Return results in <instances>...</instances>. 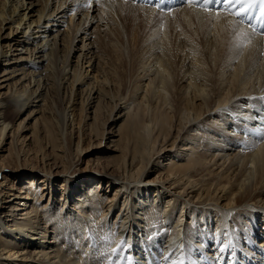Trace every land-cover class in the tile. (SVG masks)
Wrapping results in <instances>:
<instances>
[{"label": "bare ground", "instance_id": "1", "mask_svg": "<svg viewBox=\"0 0 264 264\" xmlns=\"http://www.w3.org/2000/svg\"><path fill=\"white\" fill-rule=\"evenodd\" d=\"M26 18L28 25L15 29L14 22L21 24ZM207 20L210 25L204 31ZM194 21L199 26L193 28ZM183 22L192 34L190 72L183 71L185 53L178 56L182 48L176 46L173 35L169 37L175 27L182 29ZM164 23L172 28L159 34L164 44L159 52L153 35L156 38ZM143 26L151 28L145 39L138 40ZM38 31L42 42L33 36ZM108 32L109 49L103 47ZM116 32L120 40L114 38ZM196 35L204 41L199 43ZM129 39L140 42L134 52L137 58L133 55L138 63H132L137 68H132L131 92L119 91L115 97L116 80L109 77L104 80L111 85V98L106 92L92 100V91H87L90 135L103 140L107 134L105 129L93 128L101 109L98 103L105 95L112 104V123L123 118L118 138L111 140V151L119 154L111 155L113 165L99 169L94 160L85 161L82 155L87 150L77 142L74 166L86 162L95 173L79 178L82 183L73 200L75 184L65 163L58 162L63 148L73 143V134L68 139L62 134L58 147L55 139L46 138L43 144L40 130L33 128L31 138L38 135L41 148L55 153L56 147L62 148L55 156L44 153L45 165L53 166L38 176L33 166L20 160L19 132L28 129L25 122L30 119L34 124L40 119L49 123L54 115L65 126L72 125L67 115L73 113L75 100L68 105L62 102L66 108L60 112L55 106L58 93L69 82L75 86L82 81L84 64L100 72L104 55L123 51ZM61 52L62 65L58 64ZM75 57L74 75L67 77L66 68ZM0 63L5 65L0 72V149L11 137L13 157L18 165L28 167L24 178L30 179L23 186L3 187L0 182V264L221 263L232 232L226 233L229 240H221L205 229L211 224L193 219L181 236L175 226L183 223V211L173 226V210L180 201L202 204L211 212L215 206L223 213L231 211L225 213L229 220L216 219L217 212L199 213V219L215 218L217 226L211 229L217 234L221 228L225 232L226 225L236 228L242 235L233 236L235 245L242 248L241 260V255L250 254L255 264L264 259V35L234 14L187 6L165 13L125 0H0ZM26 111L18 126L10 120V115ZM234 125L246 133L229 134ZM165 154L169 157L161 159ZM153 165L158 169L153 170ZM153 172L158 175L146 180ZM163 187L169 191L167 203L177 201L171 208L163 206Z\"/></svg>", "mask_w": 264, "mask_h": 264}, {"label": "rangeland", "instance_id": "2", "mask_svg": "<svg viewBox=\"0 0 264 264\" xmlns=\"http://www.w3.org/2000/svg\"><path fill=\"white\" fill-rule=\"evenodd\" d=\"M95 4H96V2L93 1L92 6ZM85 8H86V4H85ZM16 14H17V12L14 15L16 17V18H14V20L17 22L19 16H17ZM108 17L111 19V15H108ZM28 22H30V20L28 18H26L21 24H17L14 22L13 26H16V28L14 27L15 29H17V28L18 29H24L28 25L27 24ZM207 24L210 25V22L208 20L205 24L204 31L206 30ZM167 25L165 24V26L163 25L162 27H160L161 32L160 31H159V33L157 32L158 35L156 34L157 35L156 38L154 37L155 35H153V40L155 39L154 41L157 42L156 43L157 45H155V48L156 49L158 48L157 50L159 52L164 50V44L161 43V41H160L161 39L159 40V34H162L163 31L169 32V29L172 28L169 25L168 26ZM181 25H182V29L179 26L175 27L173 29V31H170L169 37L171 38V35H173L172 38H174L173 41L175 42L176 46L180 45V48H182L180 50L181 52L180 51L178 52V56L181 54L182 55L181 57H183V54L185 53L184 54L185 55L184 56L185 57V60H184L185 65H184L183 71L186 70L187 72L188 71L190 72V70L192 69V68H190L192 65V55L190 53H188V51H189L188 49L190 47V44H192V40L189 37L192 34L188 32L186 24L184 22ZM196 26H199V25L196 21H194L192 27L195 28ZM33 27H34V25H32V27L28 30V32L31 31L33 29ZM168 27H169V29H168ZM139 28L142 30V32H140V35L142 37L140 36V38H138V40H140L141 38L145 39V37L148 34L151 26H149V27L143 26V27H139ZM155 28H157V27H155ZM164 28H165V30H164ZM166 29H168V30H166ZM35 30H38V28H35L33 31H35ZM7 31H8V29H7ZM117 32H118V30H117ZM117 32L115 33L116 36H114V38L118 37V39H119V35H117L118 34ZM33 36H37L36 39L40 40L41 39V37H40L41 32L38 31ZM196 39L198 40L199 43H202V41H204L203 37L201 38L200 36H197V35H196ZM129 40L130 41L127 43L128 46H126L123 51L122 50L109 51L104 55L103 59L106 62L102 63L100 72L94 71V69L92 70V68L88 66L89 63H86V64H84L85 74L81 79L82 81H79L80 83H76L75 86L69 82L67 85H65V87L67 89L66 90L62 89L58 93L59 99H57L58 103L55 101V106L57 107V109L60 110V112L65 111V108H66V106H62V102H63V105H65V104L68 105L67 102H69V100L71 103L73 102V100H75L74 101L75 102V104H74L75 109H74L73 113H70L71 116H70V114L67 115L68 118L70 117L69 118L70 121H73L72 125L68 126V124H66V126H65L64 121H62L63 119L61 117H58V115H54V117L55 116L56 117L55 118L53 117V119L49 123L47 121L45 122L43 119L42 120L40 119V121L37 124H34V119H30L28 122L27 121L25 122L28 129L27 130L24 129L23 131L19 132L20 138L18 137L19 138V142H18L19 144L18 145L21 148L20 160L23 163L26 162L27 166H33V168L36 170L35 172L38 176H44L43 175L44 171L48 170V168H51V166H53V164H52V165H48V167H47L45 165V162H44L45 159H43V156L46 154L47 157L48 156L50 157L53 155L55 156L56 153H61V152H58L57 150H62V148H58L61 145L59 142L62 141V139H61L62 134L65 135V137L67 139L73 134V137H74L73 143L71 145H68L67 147L65 146V148H63V154L61 153V158L60 157L58 158V162L61 161V162H63V164L65 163L64 166L66 169L69 170L70 176L72 177L71 180L75 184L71 188V191H72L71 193L73 194V200L75 199L74 196H76V191L78 190V188H80V184L82 183V182H79V178L95 173V171L92 170L93 168L91 169L90 167H86V162L79 163L78 165L74 166V164H76L75 163V157L77 156V149H76L78 146L77 142H79L80 148H85V150H87V151H84L83 155H82L86 159L85 161H88L89 159L94 160V162L96 164H98V167L100 166L99 169L107 167V166L110 167L111 165H113L111 163V161H112L111 155L119 154L116 151H111V147H113L112 145H114L113 143L111 144V140L118 138L117 134H119V131H117V130L120 127L121 123L123 122V118L118 120L117 124L112 123V120H111V106H112V104H111V102H108L109 99L106 98V95H105V98H103V100L101 102H99V103L97 102L101 106V109L97 113L96 123L93 125V128L98 129L100 127V128H102V130L105 129L107 131V134L105 135V138L103 140H102L103 137L102 138H96V137L90 135V130H89L90 128H88L87 124H88V122L90 123L91 121H89L87 119V114H86V110L88 108V102H89V100L87 98V91L89 93H90V91H92V95H91L92 100H94L93 97L94 98L96 97L98 99L99 95L101 93L105 94L106 92H108V97L111 98L110 97L111 96V85L107 84V80H104L105 77H109L110 80H113V81L116 80L115 83L117 86L116 85L115 86L117 88L115 87V91H114L116 94L112 93L115 97H118V94L120 92L121 93L122 92L124 93L126 91L131 92L130 89H132L131 87L133 86V83L130 80L133 79V73L135 72V69H132V68H134L135 66L137 68V64L133 65L132 63H138L136 61V59L134 60V56H135L134 52H136L135 48H136V46L139 45L140 42H136L137 39H134L135 41L133 43L131 42V39H129ZM157 40H159V41H157ZM40 41L42 42V40H40ZM106 41L108 43H106ZM3 43H4V41L1 42V44H3ZM110 44H111V32H108L104 37L103 47H107L109 49ZM44 45H45V43H44ZM51 47H53V46L50 45V49H51ZM134 49H135V51H134ZM129 59L132 61L130 62ZM63 60H64V54H63V52H61L58 56V64L62 65ZM72 60L73 61L71 62V64L66 68L67 77L74 75V72H75L74 71L75 70L74 64L76 62V57L73 58ZM3 66H5V65L0 63V72H1V69L3 68ZM181 66H182V63H180V67ZM118 68H120V70ZM121 68L124 70V73H123V70ZM103 72H105V73H103ZM127 75H128V77H127ZM117 77H119V78H117ZM122 78L125 79V81L122 82L121 81ZM119 81H121V83H119ZM129 83H130V86H129ZM120 86H121V89H120ZM80 90H82V91H80ZM78 91H80V93ZM97 103L95 102V105H97ZM91 111H92V109H91ZM123 111H125V110H123ZM28 112L29 111H26V112L18 115L19 117L18 116L14 117V114L10 115V120L14 121L13 123L14 124L16 123L15 125L18 126V124L24 119V117L26 116V114ZM114 113H115L114 114L115 118L118 119L120 114H118L117 111H115ZM91 115H93V114H91ZM60 118H61V120H60ZM55 119L57 122L54 123ZM33 128H36V129L38 128L37 131L40 130L39 135L41 134L40 136L43 138V141H42L43 144L47 143L46 138L48 140H50L51 142H53V139L56 140L55 143L58 142L57 143L58 147H56V149H55L56 153L53 152L52 149L49 147H46L44 149L41 148V146H40L41 140L38 139L39 138L38 135L36 137L34 135L35 138L34 137L31 138V133L33 131ZM242 128L243 127H240V126L238 127V126L234 125L230 128L229 134L231 133L234 135V133H238L240 135L242 133L241 134V136H242L243 134L246 133L245 128L243 129L244 131H242ZM111 130L114 132L113 134L111 133ZM243 132H245V133H243ZM44 135H46V136L44 137ZM23 137H24V139H23ZM10 141H11V137L9 139H5L4 142L2 143V148L0 149V169H2V167H4V166H7V168L5 170L0 171V182H3V184H4L3 187L4 186L7 187L13 183L16 186H23L24 184L28 185V184H30V181H29L30 179H28V177H26V178H24V177H25V173H27L29 171V169H28V167L23 168L22 166H20V164L19 165L17 164L16 159L13 157L14 156V152H13L14 149L12 147V142H10ZM74 142H75V144H74ZM95 145H98L99 148H97V147L94 148ZM22 147H23V149H22ZM42 150H44V151H42ZM168 157H169V155L165 154L162 156L161 159H166ZM152 168H153V170L158 169V167L156 165H153ZM53 170H55L54 167H53ZM107 171L109 173H111V171H109V170H107ZM157 175H158L157 172H153L148 177H146L147 178L146 180H151L152 178L156 177ZM27 179H28V181H27ZM161 182H163V181H161ZM43 185L44 184H41V186H43ZM113 187L114 186L111 185V188H113ZM100 188H102V187H100ZM111 192L113 193V190H111ZM161 195L163 197V206L164 207L171 208L172 205H170V204H172V202L175 204L177 203L176 199H173L172 202H170L169 204L167 203V200L170 198L169 191L167 190V188H164V187L162 188ZM151 196L155 197V195H153V193H151ZM184 199L188 200V198H184ZM44 202H46V200ZM226 202H227L226 200H221L222 204H224ZM215 207L217 209L214 208L213 210H215V212H217V216L215 217L216 219H217V217H225V219L229 220V217H231V216L226 218L225 213H229V215H230V214H232V213H230L231 211H229V212L225 211V213H223L222 210L220 209V207H218V206H215ZM211 210L208 208H204V205H202V204L186 203V202L180 201V205L177 206V209L173 210V226L177 225V219L179 218V214L181 211H183V213L185 215L180 221L183 223H181V224L179 223L180 225L175 226L177 228V230H181V236H183L184 229L186 227H188L189 224H192V221L194 219L195 221H198L199 223H202L205 225L208 223L211 224V226H209L208 229L206 227H205V229L208 230L209 232H211V234L213 236L215 234L218 235V236H216V235L215 236L218 237L219 239H221L223 237L228 238L229 236L226 233H231V232H232L233 236L237 237L240 235L242 237L241 234H238L235 232L236 228L233 227L234 229L231 230L228 225H226L227 229L225 232L223 231V228H221L218 231L219 234H217V230H213L217 226L216 221H215L216 219L214 218L215 219L214 220L212 218V216H208L207 218L202 219V220L199 219V216H200L199 213L200 214H202V213L206 214L207 213V215H215V212H211ZM112 217H113L112 219L114 220L115 216H112ZM212 227H213V229H211ZM237 231L240 232V230H237ZM233 236L230 237L231 240H229V238H228V240H229L228 242L231 241L230 244L233 243V245L230 246V244H228L227 245L228 247L226 246L227 249L224 250L225 256L222 255L221 263H219L218 261H215L216 264H249L250 259H251L250 255H245V257H243L241 255L242 260L239 258V254H240L242 248H238L235 245ZM199 238H200V236H199ZM199 238L197 237V240L200 241V239H202L203 237H201L200 239ZM212 240H214V239H209V241H212ZM257 240H258V242H260V238ZM203 242H204V240H203ZM229 247H231L232 250ZM247 250H248L247 252L250 251L249 247H247ZM197 252H199V251H196V253ZM184 254L186 255V252ZM194 255H195V252H194ZM198 255H200V254H198ZM229 256H231V258L234 259V260H232V262L228 261ZM15 257L18 258L17 256H15ZM223 258H224V260H223ZM185 259H188V258L184 257L183 260H185ZM218 260H220V259H218ZM15 261H17V259ZM105 261L103 262V264L107 263ZM187 262H188V260H187ZM183 263H185V261ZM215 263H212V264H215Z\"/></svg>", "mask_w": 264, "mask_h": 264}, {"label": "snow or ice", "instance_id": "3", "mask_svg": "<svg viewBox=\"0 0 264 264\" xmlns=\"http://www.w3.org/2000/svg\"><path fill=\"white\" fill-rule=\"evenodd\" d=\"M136 3H148V0H134ZM197 6L204 5L207 6L215 2V0H194ZM222 6H231L236 4L233 14H238L239 16H247L248 11L255 9L256 5L259 4V11L264 15V0H220ZM244 9V11H241ZM183 264V262H180Z\"/></svg>", "mask_w": 264, "mask_h": 264}]
</instances>
